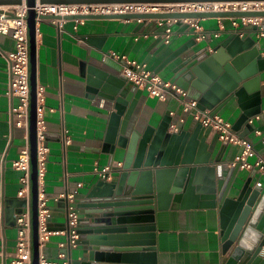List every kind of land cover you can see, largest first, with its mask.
I'll use <instances>...</instances> for the list:
<instances>
[{
  "label": "crops",
  "instance_id": "crops-1",
  "mask_svg": "<svg viewBox=\"0 0 264 264\" xmlns=\"http://www.w3.org/2000/svg\"><path fill=\"white\" fill-rule=\"evenodd\" d=\"M200 24L211 35L210 38L199 39L196 29L179 21L171 23L169 43L164 32H160L157 20H147L142 26L138 20H86L78 25L77 30L73 20H67L63 29L47 20L36 24V82L37 86L46 89L44 114L50 149L46 190L53 213L50 228L64 231V234L53 236L47 243L44 252L49 260L69 264L68 216L64 203L56 201V198L77 191L75 202H78L101 180L95 172L96 168L101 170L124 160L123 150L109 153L108 134L116 110L109 94L97 91L95 85L100 82V76L103 78L101 83L108 89H113L115 83L124 84L119 94L123 99L130 95L120 121V136L143 134L147 128L157 130L166 116L172 119L171 124L184 117L186 123L182 130L188 132L194 131L197 126L190 115L183 113L177 100L161 101L150 97L127 78L124 83L122 66L113 59H105V54L116 52L129 60H136L171 82L175 72L186 61L214 54V50L233 33L247 35L248 46L253 45L252 41L260 44L264 53V37H260L257 27L244 26L239 21L234 25L232 17L201 19ZM14 46L15 42L10 37L0 34V205L5 208L8 201L13 202L15 206H9L12 211L19 209L16 202L22 200L18 197L21 173L13 168L12 163L26 143L25 131L13 128L9 120L11 106L16 105L17 100L6 96L7 54ZM189 95L197 98L199 94L191 89ZM258 100L261 120L256 121L253 128L244 125L240 133L263 154V146L255 131L264 130V72L246 83L245 97L240 104L237 98L232 99L219 115L234 126L243 110L253 109ZM64 129L71 139L67 147L63 146ZM204 135L211 160L229 168L228 164L241 153L242 147L222 141L218 133L211 129H205ZM237 181L241 184L251 181L253 187L263 189L264 195V175L257 170L240 169ZM241 184L238 185L240 189ZM195 205L155 213L154 222L150 225L156 229L157 264H227L229 256L223 252L220 210ZM78 212L82 221L85 216L82 211ZM16 238V220L13 214L8 217L4 212L0 224V264H11ZM84 249L82 245L73 248L72 260L81 259ZM61 254H66L67 259H61Z\"/></svg>",
  "mask_w": 264,
  "mask_h": 264
},
{
  "label": "water",
  "instance_id": "water-1",
  "mask_svg": "<svg viewBox=\"0 0 264 264\" xmlns=\"http://www.w3.org/2000/svg\"><path fill=\"white\" fill-rule=\"evenodd\" d=\"M194 2H264V0H39L40 4H152L168 5ZM22 0H0V6L22 5ZM30 8L27 21L30 34L31 71V167H32V221L33 264H38L37 232V99H36V0H26ZM228 17H261L262 12H211V13H142L89 17H68L67 20H181ZM45 16L43 21L54 19ZM179 22V21H178ZM166 23L160 28H170ZM247 35L233 33L214 50V54L193 57L176 72L170 83L188 92L199 94L202 110L219 114L232 99L239 104L245 97L246 83L264 72V57L260 44L249 47ZM125 80L126 77L123 76ZM100 76L97 91L109 94L116 112L112 115L108 134L110 154L123 150V166L112 181L100 180L85 197L73 206L82 211L85 218L80 222L78 245L85 247L81 259L72 260L68 247L69 264H140L156 263V235L154 215L157 211L171 208L200 206L219 209L223 252L228 255L227 264H264V195L261 187H253L251 181H237L239 165L229 167L211 160V152L204 135L205 129L197 124L192 132L182 130L171 133L170 117H165L157 130L147 128L143 134L132 133L120 136V121L125 114L130 95L123 99L124 84L115 83L108 89ZM261 114L259 100L253 109H244L233 129L240 132L244 125L253 128L248 120ZM243 135V134H242ZM244 136V135H243ZM241 184V189L238 185ZM200 202V203H199ZM18 210L12 211L8 201L4 208L9 217L20 214L27 204L19 200ZM64 203L68 216V202ZM148 224V225H146ZM66 231L69 234L68 220ZM84 237V239H81Z\"/></svg>",
  "mask_w": 264,
  "mask_h": 264
},
{
  "label": "built area",
  "instance_id": "built-area-1",
  "mask_svg": "<svg viewBox=\"0 0 264 264\" xmlns=\"http://www.w3.org/2000/svg\"><path fill=\"white\" fill-rule=\"evenodd\" d=\"M22 5L0 6V34L10 37L14 42V49L7 54L8 63V85L6 96L11 100L16 99L17 104H12L9 112L10 124L13 128L23 129L25 131V146L21 149L16 160L13 161V168L21 173V188L18 197L26 200L27 204L23 211L16 215L17 238L16 249L11 264H33V221L31 209L32 197V167H31V71H30V36L29 23L27 17L30 8L26 5V0H22ZM34 11L37 14L36 24L43 22L41 19L45 16H54L50 19L53 25L63 29L68 17H89L103 15L120 14H142V13H211V12H262L264 11V2H194L177 3L168 5L152 4H40L36 0ZM75 23L74 29L84 23L86 19H72ZM234 25L239 21L244 26H253L258 28L260 37H264V18L261 17H232ZM139 22L141 20H138ZM162 27L166 23L183 21L199 32V39L206 40L211 37L201 26V19H181V20H157ZM172 36L171 27L164 31V37L169 43ZM264 55V53H263ZM105 59H113L122 66V74L135 86L145 90L152 98L161 101L175 99L182 107L184 114L190 115L197 124L205 129H211L218 133L219 138L232 145L242 147V151L236 158L228 164L229 167L239 165L242 170H257L264 175V130L255 133L263 146V154H260L254 143L243 136L240 132L233 129V125L219 114H213L211 110H202L196 100L188 96V92L176 85L165 81L158 74L150 70L147 65L141 64L136 60H129L126 56L116 52H110L104 55ZM45 87L36 86L37 99V232H38V264H57L51 261L45 255V247L53 236L64 234V231L51 230L50 221L52 219V210L49 202L50 198L46 190V176L48 155L50 152L47 143V130L44 114L45 106ZM174 115V113H170ZM261 116L257 115L248 120L253 125L260 121ZM186 119L181 117L176 123L171 124L169 131L171 133H180L183 129ZM68 131L64 129L63 146L67 147L71 143L68 137ZM254 160V161H252ZM123 163L115 162L107 165L103 169H95L100 179L112 181L115 171L121 169ZM77 191L73 194H62L56 198V201L66 199L68 202V243L71 249L78 246L80 235L78 232L81 217L78 210L73 206L76 200ZM4 219V207L0 205V224ZM64 246V245H62ZM61 259H67L66 254L60 255Z\"/></svg>",
  "mask_w": 264,
  "mask_h": 264
}]
</instances>
